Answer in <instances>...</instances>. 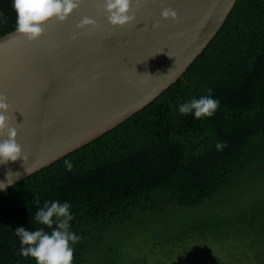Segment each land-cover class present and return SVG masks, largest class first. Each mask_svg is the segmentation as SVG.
I'll list each match as a JSON object with an SVG mask.
<instances>
[{
	"label": "trees",
	"instance_id": "obj_1",
	"mask_svg": "<svg viewBox=\"0 0 264 264\" xmlns=\"http://www.w3.org/2000/svg\"><path fill=\"white\" fill-rule=\"evenodd\" d=\"M13 2L0 0V38L15 31ZM208 96L219 101L211 117L179 113ZM52 201L71 205L73 264H153L156 251L197 263L206 243L224 248L229 264H264V0H237L143 110L2 192L0 264H37L20 254L16 229L50 234L35 215Z\"/></svg>",
	"mask_w": 264,
	"mask_h": 264
},
{
	"label": "water",
	"instance_id": "obj_2",
	"mask_svg": "<svg viewBox=\"0 0 264 264\" xmlns=\"http://www.w3.org/2000/svg\"><path fill=\"white\" fill-rule=\"evenodd\" d=\"M236 2L133 0L136 20L119 28L108 22L103 0H83L67 22L49 21L36 41L15 31L1 37L0 94L28 159L0 164V182L19 173L0 194L152 103L205 50ZM169 7L178 21L162 19ZM84 17L97 26L78 28Z\"/></svg>",
	"mask_w": 264,
	"mask_h": 264
},
{
	"label": "clouds",
	"instance_id": "obj_3",
	"mask_svg": "<svg viewBox=\"0 0 264 264\" xmlns=\"http://www.w3.org/2000/svg\"><path fill=\"white\" fill-rule=\"evenodd\" d=\"M82 3L83 0H14L13 7L17 16L15 32L29 42L36 41L43 36L45 26L49 21L67 22ZM132 6L133 0H103V11L107 14V20L113 27L123 28L136 20L135 15L132 14ZM161 17L165 21L179 20L178 13L171 7L163 9ZM96 26V21L89 17H84L78 24L80 29ZM159 26V22L153 25L154 28ZM75 38L74 36L73 39ZM218 106L219 101L208 96L180 104L179 113L181 115L194 113L196 119H201L211 117ZM9 111L10 105L7 97L0 94V137L7 134L6 139L0 140V164L28 159V155L24 153L17 142V129L10 126L11 118L7 115ZM216 147L219 150L223 145L217 143ZM65 164L71 171L73 167L71 162L65 161ZM18 177L19 173L14 174L9 171L7 184L0 182V189H5ZM70 208L71 205L68 202L52 201L46 202L36 212L35 221L52 229L50 234L43 228L34 232L26 231L22 227L17 228L16 235L23 245L20 254L25 258H33L37 264H73L74 250L71 244L77 243L80 237L70 231V221L73 220Z\"/></svg>",
	"mask_w": 264,
	"mask_h": 264
},
{
	"label": "rangeland",
	"instance_id": "obj_4",
	"mask_svg": "<svg viewBox=\"0 0 264 264\" xmlns=\"http://www.w3.org/2000/svg\"><path fill=\"white\" fill-rule=\"evenodd\" d=\"M202 248L204 250V256H201L197 263H195L193 260H191L190 262V257H188L187 259L172 258V260L176 261L177 264H229L230 260L227 255L228 252H226L224 248L210 243H206ZM178 250H181V247L177 248V251ZM160 254L167 256L165 255V253H159L158 251H156V253H151V255L148 254V257L150 258V262H152L153 264H158V263L173 264L172 260L165 258ZM172 254L176 255L177 253L176 251H173ZM241 264H252V263L248 261H244Z\"/></svg>",
	"mask_w": 264,
	"mask_h": 264
}]
</instances>
